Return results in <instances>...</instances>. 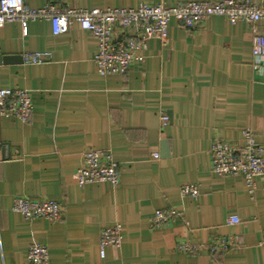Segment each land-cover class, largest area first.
<instances>
[{
	"label": "crops",
	"instance_id": "1",
	"mask_svg": "<svg viewBox=\"0 0 264 264\" xmlns=\"http://www.w3.org/2000/svg\"><path fill=\"white\" fill-rule=\"evenodd\" d=\"M216 1L27 0V8ZM257 26L264 33V21ZM252 36L244 21L213 16L188 30L172 20L165 44L151 39L143 62L104 77L94 62L98 40L78 23L59 36L47 18L0 27V56L50 55L41 64L0 65V89L29 91L34 107L27 123L0 116V264H29L32 244L47 247L50 264H264V178L251 195L242 177L217 175L211 155L215 140L243 144L247 131L264 145V75L253 72ZM162 114L170 117L166 127ZM87 151L111 153L120 167L117 187L79 185ZM188 184L199 187L197 198L181 196ZM19 198L56 201L63 219L27 220L13 209ZM166 208L180 216L154 228L155 212ZM233 216L241 222L228 224ZM116 226L123 243L101 258L102 231ZM220 238L238 240L210 253ZM181 243L199 250L186 253Z\"/></svg>",
	"mask_w": 264,
	"mask_h": 264
},
{
	"label": "built area",
	"instance_id": "2",
	"mask_svg": "<svg viewBox=\"0 0 264 264\" xmlns=\"http://www.w3.org/2000/svg\"><path fill=\"white\" fill-rule=\"evenodd\" d=\"M224 17L230 23L240 21L252 28L253 72L264 75V33L258 24L264 21V3L255 4L251 0H220L216 2H187L178 7L165 4H142L136 8L114 9H61L49 3L45 8L33 10L27 8V0H0V27L7 23L20 22L26 25L30 21L47 18L52 23L53 34H67L74 24L91 32L98 40L94 55L98 73L108 77L126 75L131 65L145 60L144 51L151 39L165 44L169 38V24L177 20L188 30H193L206 19ZM50 58L48 53H36L25 56L24 63L41 64ZM33 103L29 91L23 89H0V116L16 117L23 123L29 122ZM162 127L168 126L170 117L162 114ZM213 171L221 176L242 177L251 195L256 191V179L264 178V145L259 144L252 131L244 133V143L217 139L211 148ZM159 159L160 154L153 155ZM81 187L94 183H109L117 187L120 183V167L107 151H87L82 156L81 166L76 172ZM182 197L197 198L200 189L188 184L180 189ZM14 211L27 220L44 218L52 222L63 219L64 210L60 203L53 200L17 199ZM180 214L175 208L158 209L152 219L154 228L169 226ZM241 219L233 216L228 224L237 225ZM264 246V231L262 235ZM121 226L104 229L99 243L100 257L104 258L110 247H120L123 243ZM237 238H220L209 245V252H225L237 242ZM186 253H195L199 247L181 243L178 247ZM29 264H50L47 247L32 244L28 250Z\"/></svg>",
	"mask_w": 264,
	"mask_h": 264
},
{
	"label": "water",
	"instance_id": "3",
	"mask_svg": "<svg viewBox=\"0 0 264 264\" xmlns=\"http://www.w3.org/2000/svg\"><path fill=\"white\" fill-rule=\"evenodd\" d=\"M19 60L20 62H24V58L23 57H2L0 56V65L1 64H10L12 62H15ZM170 152H169V148H168V143L166 140H164L162 142V156H169Z\"/></svg>",
	"mask_w": 264,
	"mask_h": 264
}]
</instances>
